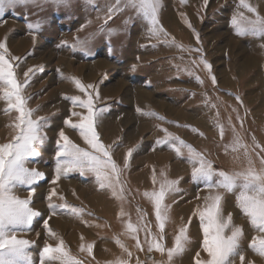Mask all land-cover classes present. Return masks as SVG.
I'll return each mask as SVG.
<instances>
[{"label": "rangeland", "instance_id": "rangeland-1", "mask_svg": "<svg viewBox=\"0 0 264 264\" xmlns=\"http://www.w3.org/2000/svg\"><path fill=\"white\" fill-rule=\"evenodd\" d=\"M189 2L191 5L188 7ZM114 3L115 0H93V3H88L87 0H69L67 5H56L50 0H41L40 3L26 6L6 5L0 16V40H6L11 55L15 56L12 51L14 49L16 57L20 58L18 62L13 61L19 65L16 68L18 80L23 81V73L29 68L33 69L25 89L26 95L30 97L28 107L36 109L34 117L49 119V125L44 129L46 139L34 145L39 155L28 158L26 165L45 174L32 198L33 207L44 213V216L35 218L32 230L18 232V237L34 242L30 251L36 264L39 262L42 244H52L43 227V219L49 215L46 196L52 187L50 181L55 175L56 167V152L53 155L51 149L58 150L56 133L61 124L72 131V139L79 147H89L80 135H76L79 133L77 130L64 124L72 111H83L78 107L73 109L71 102L65 99L66 96H76L71 80L76 76L82 81L92 79L90 84L95 86L96 91L105 90L104 100L96 99L95 102L97 108L105 109V116H102L98 125L117 121L126 126L115 137V141L110 140L108 144L103 142L105 145L114 142L120 145L115 149L113 159L123 168L128 149L132 147L137 151L121 177L125 188L123 201L116 199L110 190L100 189L91 174L81 175L78 171H73L67 177H62L69 186L64 192L61 188L59 193L69 205L83 209V214L76 216L70 211H60L52 218L64 219L70 227L71 222L77 227V233L83 237L77 248L80 250L81 244L92 243L95 246L97 241L100 242L104 251L100 264H116L119 259L126 260L127 264H137V261L139 264H160L162 260H166L167 257L159 252H148L143 230L138 233L143 251L136 247L135 240L123 233L129 220L133 224H147L153 234L158 233L153 204L144 193L159 190L160 183L167 179L179 181V191L166 199V203L170 205V221L165 228L166 247L173 246L179 227L191 217L188 229L191 243L182 256L175 258V264H194L195 253L198 251L201 259H207V254L201 249L203 234L200 221L193 213L198 207H203L205 196L216 191L223 195V215L227 217L231 214L233 223L244 230L241 245L245 264H264V256L248 247L252 238L259 233L237 206L238 191L209 189L203 180L194 182L193 164L185 154L187 149H182L183 156H177L169 146L161 147L156 144L165 135L161 128L168 129L169 133L173 132V135L185 142L187 137L180 132L187 131L190 141L186 143L202 153L213 164L214 169L233 172L247 167L245 149L232 151L233 141L239 136L241 143L247 145L254 166L257 169L262 167L264 39L251 34L238 35L231 24L232 17L239 12H243L245 17H252V14L240 6L239 0H208L206 5L203 0H161L159 19L168 33L169 41L174 38L175 43H178L183 38V49L176 46L179 49L174 52L172 48L175 47H171V43H164L163 36L157 38L150 35L148 21L134 10L126 9L108 19L107 9ZM249 3L264 17V0H249ZM36 22L42 24V30L33 39L28 24ZM182 23L186 27L183 32L178 28ZM109 29L114 31L109 34ZM76 37L88 40L85 49L77 47L73 50L70 47L75 43ZM141 38L145 43H140ZM62 42H67V45L61 46ZM140 46L149 48L147 59H142ZM201 57L211 65V72L200 63ZM212 76L216 79L215 84ZM197 77L203 83L198 82ZM111 89H115L114 93L110 92ZM117 90L120 92L119 96ZM185 90L188 92L187 106ZM181 93L184 97H180ZM0 100L4 102L3 99ZM140 101L155 104V110L150 108L146 112L156 114L160 135H157L155 142L123 141L126 131L133 132L137 124V121L129 118L139 115L136 109ZM182 104L184 110L179 113ZM7 107V104L0 105V144L9 142L15 134L10 125L14 123L17 114L14 110L5 113L4 109ZM161 116L165 118L163 121L157 118ZM72 119L75 121L74 117ZM220 126L223 127V137ZM257 144L261 147H256ZM149 153L155 156L143 164L139 163ZM186 165L187 174L179 172L180 170L177 174L166 172L168 168ZM147 168H151L152 172L148 184L129 182V179L148 171ZM154 173L156 183H153ZM16 194L26 198L28 191L25 187H19ZM54 203L63 202L54 199ZM187 206L191 208L187 210ZM121 209L125 213L123 216L120 215ZM49 226L63 240V236L66 238L71 234L69 228L64 231L63 227L58 230V227ZM116 238L127 246L131 256L116 243ZM67 249L70 253L74 251L72 247ZM94 251L93 247V254ZM81 262L85 264L83 260ZM87 264L99 263L94 259ZM236 264H240L239 258Z\"/></svg>", "mask_w": 264, "mask_h": 264}, {"label": "snow or ice", "instance_id": "snow-or-ice-1", "mask_svg": "<svg viewBox=\"0 0 264 264\" xmlns=\"http://www.w3.org/2000/svg\"><path fill=\"white\" fill-rule=\"evenodd\" d=\"M40 2L41 0H0V16L3 15L6 5L9 7L26 6ZM44 2H48V0H44ZM50 2L56 5H67L69 0H50ZM87 2L93 3V0H87ZM204 3L206 5L208 0H204ZM239 3L254 18L245 17L243 12L234 15L231 24L236 30V34H251L264 39V17L260 16L257 8L249 3V0H239ZM161 7V0H115L114 5L108 7L107 14L108 19H111L119 12L132 9L148 21L150 35L157 38L163 36L164 43L175 44L174 38L169 41L168 33L160 24ZM189 27H191L190 24ZM28 28L35 39L38 32L42 30V24L40 22L30 23ZM108 31L111 34L114 30L109 29ZM197 40H199L198 34ZM87 44V39L81 40L76 37L75 43L70 47L73 50L77 47L85 49ZM66 45L67 42H62L61 46ZM177 47L183 49V45H177ZM195 51H200V49H195ZM19 60V57L11 55L6 40H0V99H3L8 105L4 109L5 113L14 110L17 114L14 123L10 125L15 134L9 142L0 144V264H36L30 251L34 242L18 237L17 233L31 231L34 219L44 216V213L33 207L32 198L37 191L39 181L45 177V174L26 165L28 158L39 155L34 145L37 142L42 143L46 139L44 129L49 125V119L34 117L36 109L28 107L30 97L26 95L25 89L29 84L30 73L33 72V69L29 68L23 73V81L18 80L16 68L19 65L18 63L14 64L13 61L18 62ZM193 63L196 62L193 61ZM200 63L211 72V65L203 57H201ZM132 70H135V65L132 66ZM189 74L192 73L189 72ZM211 78L215 84V77ZM71 80L79 92L83 93V96H66L65 99L71 102L73 109L78 107L83 111H72L70 116L64 120V124L77 130L89 147L88 149L79 147L66 135L63 128L58 133L55 175L50 181L52 187L46 196L49 215L43 219L46 234L57 243L52 245L45 242L39 252L38 264H82L81 260L71 255L64 240L49 226V221L60 211H70L76 216L83 214V209L69 205L63 195L57 191L60 179L67 177L73 171H78L81 175L91 174L100 189L110 190L116 199L123 201L125 188L121 177L130 166L129 161L134 151V149H128L123 168H121L113 159V153L120 145L116 142L105 145L97 130L98 122L105 113L104 108H97L95 105V100L99 99V92L92 84L85 85L75 77H72ZM197 80L203 83L199 77ZM90 89L92 91H89ZM136 111L142 115H156L155 113H145L139 107ZM72 117L76 118L75 121ZM157 118L161 121L165 119L162 116ZM160 130L165 135L156 141L157 145L169 146L177 156H183L182 149H187L188 161L193 164L192 179L194 182L203 180L209 189H222L226 192L238 191L237 206L248 218L250 225L259 233L252 238L248 247L258 255L264 256V157L260 159L262 167L257 169L249 157L247 145L242 144L237 136L233 141L232 151H237L239 148L245 149L247 167L233 172L218 171L202 153L197 152L191 145L169 133L166 128ZM220 133L223 137L222 126H220ZM256 147L261 146L257 144ZM261 151L264 152V148H261ZM153 183H156L155 173L153 174ZM178 183L177 180L165 179L160 183L159 190L144 193L145 197L149 198L153 204L158 233L153 234L147 224H133L130 220L126 223L123 233L135 240L136 247L143 251L138 236L139 231L143 230L148 252L156 251L167 257L160 264H175V258L182 256L191 243L188 232L191 217L187 223L179 227L174 236L172 247H166L164 243L166 224L170 221V205L166 203V199L170 194L179 191ZM19 187L27 189L28 196L26 198H21L16 194ZM54 199L63 203H54ZM222 201L223 195L219 191L210 193L204 197L203 207H198L193 213L199 218L203 234L201 249L207 254V259H201L200 252H196L194 264H236L237 258H239L240 264H245L241 245L244 230L241 226L233 223L231 214L227 217L223 215ZM138 211L142 210L138 209ZM120 215H125L123 209H121ZM140 219L142 220L143 217L141 216ZM116 243L127 252L128 256H131V252L119 238H116ZM93 247L92 243L81 244L80 251L91 256ZM116 264H127V261L119 259Z\"/></svg>", "mask_w": 264, "mask_h": 264}, {"label": "crops", "instance_id": "crops-1", "mask_svg": "<svg viewBox=\"0 0 264 264\" xmlns=\"http://www.w3.org/2000/svg\"><path fill=\"white\" fill-rule=\"evenodd\" d=\"M204 1V0H203ZM189 5H188V7L191 5V3L189 2L188 3ZM192 8H193V6H192ZM187 9V8H186ZM187 11H189V10H187ZM190 12V11H189ZM192 13V12H191ZM175 26H177V25H175ZM178 28H180V30L183 32V30H186L185 28L186 27H183V23L180 25V27H178ZM187 35V34H186ZM187 37V36H186ZM178 41H180V42H176L175 44H170V46L171 47H175V48H172L173 49V51L175 52V51H177L179 48H176V46L177 45H183V38H180ZM145 43V40H143L142 38H141V42L140 43ZM143 45V44H142ZM141 47V50H140V52H141V57H143L142 59H147V54H148V51H149V48H147V47H145V46H140ZM10 48H11V50H12V46H11V43H10ZM147 48V49H146ZM171 49V50H172ZM177 49V50H176ZM13 52H14V55L15 56H17V53H16V51L13 49L12 50ZM178 52V51H177ZM56 53V55H58V53L57 52H55ZM72 60H73V56H72ZM105 60H108V58H106ZM101 61H104L103 59H101ZM186 75V74H185ZM75 78H77L76 76H74ZM77 79H79L82 83H84V84H90V83H92V79H90L89 81L88 80H86V79H84L83 81L81 80V78H77ZM72 87L74 88V90H75V93H76V95H81V96H83V93H81V92H79V90L76 88V86H75V84L72 82ZM186 88H188V85H186ZM77 89V90H76ZM98 92H99V99H98V101H103L104 100V98H105V90H97ZM114 91H115V89H114ZM114 91L111 89L110 90V92H112V93H114ZM119 93L120 92H118V90H117V95L119 96ZM188 92H187V90H185V94H186V99H185V106H187L188 105V94H187ZM180 97H184L183 96V94L181 93L180 94ZM141 98V101H143V99H142V97H140ZM183 100V99H182ZM4 101V100H3ZM139 102V107L143 110V112H147V110H149L150 108H153L154 110H155V104L154 105H150V104H146V103H143V102ZM95 102H96V100H95ZM3 103V105L4 104H6V102L4 101V102H2V100H0V105ZM144 106V107H143ZM181 107H180V110H179V113L180 112H182L183 110H184V106H183V104L182 105H180ZM108 108V107H107ZM152 109V110H153ZM186 109V108H185ZM103 116H105V115H103ZM74 119H76L75 117H74ZM130 120H132V121H137L136 123V126H135V128H134V131L133 132H131V131H126V134H125V138H123V141L125 140L126 142L127 141H130V143L131 142H133V141H140V142H143V141H153V142H155V140H156V138H157V135H160V132H159V130H158V128H157V125H156V115L155 116H153V115H142V114H140L139 113V115L138 116H134V118L133 119H131V118H129ZM138 119V120H137ZM126 126H125V124H123V123H120V122H115V121H113L112 123H110V122H108L107 121V123L105 122V123H102V124H100V125H98V127H97V130H98V132H99V134H100V137H101V140H102V142H105L106 144H108L109 142H110V140H112V141H115V137L116 136H119V134H120V132L121 131H123V129L125 128ZM74 130V129H73ZM113 132H114V134H113ZM173 133V132H172ZM171 133V134H172ZM180 133H182V134H185L186 135V137H187V139H186V142L188 143L189 141H190V139L188 138V136H189V134H188V132L187 131H182V132H180ZM76 134V133H75ZM76 135H80L79 133H77ZM138 138H137V137ZM72 137H74V136H72ZM191 140H193V139H191ZM72 141L76 144V142L72 139ZM194 141V140H193ZM85 142V141H84ZM129 149H134V148H129ZM140 149V148H139ZM139 149H138V151H139ZM135 150V149H134ZM136 150L135 151H133V155H135L136 154ZM185 154H187L188 155V152H187V150H186V152H185ZM132 155V156H133ZM153 156H155V155H152V154H147L146 156H143V158L144 159H142V160H140L139 161V163H141V164H143L144 162H147V160H149L150 159V157H153ZM147 164V163H146ZM145 164V165H146ZM185 167H187L186 169H185ZM181 166L180 168H178V167H172V168H168V169H166V172H169V173H171V174H177L178 173V171L179 172H181V173H185V174H187V172H188V166L186 165V166ZM146 170H148V171H146V172H143L140 176H137V177H134V178H131V179H129V182L131 183V184H148L149 183V178H150V175L152 174V172H151V168H147ZM165 171V170H164ZM190 192H188V194H189ZM201 198L202 197H200L199 199L201 200ZM188 208H189V206H187ZM187 208V210H189ZM185 259L187 260L188 259V257H187V254H186V257H185ZM185 261V260H184Z\"/></svg>", "mask_w": 264, "mask_h": 264}, {"label": "bare ground", "instance_id": "bare-ground-1", "mask_svg": "<svg viewBox=\"0 0 264 264\" xmlns=\"http://www.w3.org/2000/svg\"><path fill=\"white\" fill-rule=\"evenodd\" d=\"M23 43V42H22ZM23 45V44H22ZM65 64H68V62L67 61H65L64 62ZM3 112V111H2ZM67 113H69V111H68V109H67ZM7 122V121H6ZM9 122V121H8ZM7 122V123H8ZM6 123V124H7ZM10 123V122H9ZM60 128V127H59ZM64 129V131H65V133H66V135H68L69 136V138L72 140V131L70 130V129H67L66 127L64 128L63 127V124H61V128L58 130V132L56 133L57 134V136H58V133H59V131L61 130V129ZM51 150H53V155L55 154V152H56V150H54V148L53 149H51ZM63 179L64 178H61L60 179V181L58 182V184H57V187H58V189H57V191L59 192V190H62L61 188H63V190H62V192H64V190L65 189H67L68 188V184L67 183H64V181H63ZM68 180V179H67ZM69 182V181H68ZM97 201V200H96ZM186 208H188V207H186ZM189 208H191V207H189ZM188 208V209H189ZM182 210H184V209H182ZM185 212H186V210H184ZM49 225H52V226H54V227H58V230L59 229H61L62 227L64 228V231L65 230H67V228H69V231H71V234L68 236V237H64L63 236V238H64V242H65V246L68 248V247H72V248H74V251H72L71 252V255H73L74 257H76L77 259H81V260H83V262L85 263V264H87L88 262H91L92 260H96V262L97 263H99L100 264V262H101V259H102V255H103V247H102V245L100 244V242H98L96 239V244H95V246H94V254L92 253V255L91 256H89L86 252H81L77 247H78V243L81 241V236H80V234H78L77 233V231H76V226L75 225H72V222H71V227L69 226V223L67 222V221H65L64 219H57V218H52L50 221H49ZM43 231V230H42ZM44 232V231H43ZM42 232V233H43ZM57 233V232H56ZM58 234V233H57ZM59 235V234H58ZM48 240V239H47ZM50 241H51V243H52V245H54V244H56L57 243V241L56 240H53V239H51L50 238ZM42 244V243H41ZM42 246H44V244H42ZM181 264H185L184 262H182Z\"/></svg>", "mask_w": 264, "mask_h": 264}]
</instances>
